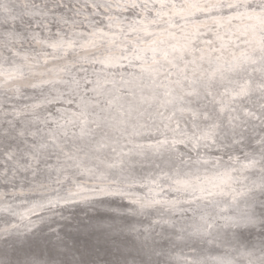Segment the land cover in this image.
I'll list each match as a JSON object with an SVG mask.
<instances>
[{
	"label": "bare ground",
	"instance_id": "bare-ground-1",
	"mask_svg": "<svg viewBox=\"0 0 264 264\" xmlns=\"http://www.w3.org/2000/svg\"><path fill=\"white\" fill-rule=\"evenodd\" d=\"M156 1L158 4L152 0H34L39 10L23 15V22L17 19L5 24L0 14V207L8 210L0 212V264L10 256L6 251L7 235L24 234L46 222L50 225L41 230L49 231L58 224L57 220H74V210L67 214L65 209L79 203L45 206L46 199L56 198L62 202L90 196L88 200L98 204L104 198L92 197L106 191L123 193L146 205H153L157 200L152 209L141 208L140 216L135 213L130 218L122 213L134 211L131 207L111 206L123 215L119 225L112 221L119 218L118 214L94 220L99 221L97 227L108 231L125 227L137 228L139 233L143 228L147 233L153 225L171 222L180 230L173 232V236L180 238L185 226L181 220L197 217L199 213H194L197 208L230 206V190H246L259 184V162L264 151L261 145L264 97L255 89L264 78L260 77L264 76V62L260 59L264 47L261 37L264 19L254 14L259 9L225 10L227 5L244 4L247 0ZM6 2L14 14H21L20 5L24 0ZM191 2L194 9L190 11L185 5ZM200 9L210 13H192ZM13 28L17 33L15 37L9 35ZM203 56H208L205 62ZM238 66L244 67L241 74H229ZM255 67L260 70L259 75L252 80V91L246 97L239 96L231 102L229 94L222 95L218 91L231 89L234 93L241 81L249 79L247 75ZM212 73H215L213 84L205 88ZM219 78L224 79L223 82L215 84ZM89 85H92L93 95L86 93ZM165 87L168 92L162 91ZM124 88L131 89L129 98L122 97ZM205 89L212 91L218 109L224 106L223 115L209 102ZM49 90L55 93L35 96L38 91ZM192 90L195 97H185V92ZM180 98L186 102H180ZM82 114L91 115V121L104 118L110 126L98 128L93 123L89 130H83L89 133L81 138L78 133L82 128H77L74 121L76 115L82 117ZM30 115L43 122V132L36 129L39 126L28 124ZM49 118L53 122H49ZM52 123H56L55 128ZM213 123L219 126L210 132ZM112 124L116 126L111 127ZM155 130L165 138L163 146L153 137L135 136ZM54 143L59 147H53ZM143 143L151 147L146 148ZM60 148L65 153L81 151L73 162L66 160ZM171 148L173 153H170ZM141 153L155 157L165 153L168 165L156 160L150 167L141 165L125 171L126 164L139 161ZM108 154H113L114 159ZM121 158L130 163H121ZM253 160L257 162L255 166L251 164ZM167 172L168 179H162ZM136 183L148 184L155 195L147 191L149 186L140 189L133 185ZM218 187L226 194L213 201L211 195ZM82 188L89 191L79 192ZM69 192L79 193L67 198ZM205 200L212 201L204 203ZM262 200L264 197L255 190V199L250 202L261 204ZM239 203L238 209L244 213L252 204L244 200ZM31 204L34 205L31 207ZM171 206L174 207L171 209ZM207 211L210 215V209ZM260 211L259 207L252 210L257 219L251 225L264 230ZM11 213H15V217L5 223ZM241 213L237 216L228 211L212 212L218 216V221L229 215L239 217ZM170 229L166 230L172 232ZM95 238L99 241L100 246H95L98 250L108 244L113 249L121 246L131 251L129 260L138 255L131 244L133 237L120 242L108 239L104 245L103 237ZM153 239H157L153 242L155 251L151 257L155 262H159V257L176 256L182 264H193L194 261L201 263L205 255L212 256L198 244L202 239H192L196 240L198 248L193 246L176 252L169 244L159 241V237ZM256 239V244L232 241L224 247L236 248L233 254L237 256L245 253L249 258H256L260 255L264 234ZM21 254L26 262L57 264L56 257L46 259L48 254L39 252L37 247L29 254ZM113 255L124 258L119 253ZM102 261L100 264H107Z\"/></svg>",
	"mask_w": 264,
	"mask_h": 264
},
{
	"label": "water",
	"instance_id": "water-1",
	"mask_svg": "<svg viewBox=\"0 0 264 264\" xmlns=\"http://www.w3.org/2000/svg\"><path fill=\"white\" fill-rule=\"evenodd\" d=\"M222 1V0H221ZM233 0H230L229 2H232ZM153 3L158 4V1L156 0H152ZM249 4H253L256 2V0H247L246 1ZM185 2H183L184 4ZM226 4H228V1L225 2ZM193 2H191L189 5H185L187 7L188 10H193L194 6H193ZM161 5V4H160ZM160 5H158L160 7ZM237 5V4H234ZM233 7H229V5L226 6L225 10L228 11ZM133 9V8H132ZM209 9H212L211 7ZM130 9H126V12H129ZM214 11H217V9H215ZM248 11V10H246ZM140 12H138L139 14ZM194 15H201L204 13H210V11L208 10L203 12V9L200 10H196L194 12H192ZM137 14V13H136ZM135 14V15H136ZM155 14V13H154ZM192 15V16H194ZM134 16V15H133ZM144 15H141V17H143ZM130 18L132 16H129ZM135 17V16H134ZM235 18V16L233 17V19ZM236 19H238V17H236ZM22 28V26H20ZM261 34V33H260ZM264 38V35L261 34ZM258 45H256L257 47ZM204 57V58H203ZM201 58H203V61H206V58H208V56H203ZM100 64L102 65H109L105 62H101ZM247 65V63H246ZM230 66V65H229ZM237 66V65H236ZM244 69V67L242 66H238V67H234V69H232L230 71L229 74L232 75L233 74H241V71ZM259 69L257 67H255V69L251 70L247 76L248 77L245 78V80L241 81L237 87L236 91H239V89L241 88V86L245 85L246 83L248 84H252V80L254 79V77H257V75H259ZM133 74V73H131ZM131 74H129L131 76ZM246 77V76H243ZM260 77H264V76H260ZM264 79V78H263ZM224 80V79H223ZM223 80H221L220 78L217 79L216 81H214L215 84H220L221 82H223ZM227 81V80H226ZM89 82V81H88ZM166 82H168V80H166ZM230 82V81H229ZM88 84V83H87ZM213 84V83H212ZM23 87V85H20ZM218 86V85H216ZM215 86V87H216ZM206 90V95H208L209 97V102H211L212 104H214L216 107V103L218 102L217 100L214 101V99L212 98V91H209L207 89ZM52 91V94L55 93V91L53 90H49V91H44V92H37L35 93V96L38 97H47V95H50ZM124 92H122V97L125 98H129L131 95V89H123ZM163 92H168V87H165V89H162ZM222 95H226L229 94V98L231 99V102L237 98H239V96L235 95V92L232 93L231 89L230 90H218ZM90 92L91 95L94 94V91L92 89V85H89L88 87V91ZM108 90H106L103 95L106 96ZM259 92V91H258ZM250 92L247 94L249 95ZM8 95V94H6ZM185 97L189 96H194L195 97V92L194 90L192 91H188L185 92ZM245 96H240L241 98L246 97ZM4 96V94L2 95ZM264 97V96H263ZM109 101V100H108ZM180 102H186L185 99L180 98ZM48 103H52L50 101H48ZM264 105H261V107H263ZM206 107V105H204V108ZM260 107V108H261ZM220 107H217V109ZM58 109L56 108L55 111H57ZM218 114L223 115V112L218 109ZM74 115V113L72 114V116ZM127 115H130L129 113H127ZM17 119V121L19 122V119L17 116H15ZM91 115L87 114H83L82 117L76 115V119L74 122H77L76 127L77 128H82L83 130H89V126L93 125V121H91ZM29 119V125L30 126H39L38 128H36L38 131H42L43 132V126H41L43 124V122H41L39 120L38 117H36L35 115H30L28 116ZM49 122H53V120L51 118L48 119ZM96 121V120H95ZM260 122H262V120H260ZM21 124V122H19ZM52 128L56 127V123H52ZM94 127L92 128V130H94ZM91 130V129H90ZM92 132V131H91ZM89 132H87L88 134ZM87 134H85V132H79L78 135L82 138L85 137ZM91 135V134H89ZM93 136V135H91ZM136 138H144V137H153L156 139V143L163 146L164 144V140L165 138L162 137L163 135L161 133H159L157 130L155 131H150L148 133L143 132L142 135H135ZM94 137V136H93ZM31 138L34 139L31 135ZM90 139V138H89ZM94 139H96V137H94ZM38 142V141H37ZM36 142V144H37ZM145 142V141H144ZM144 144V143H143ZM165 144H168L167 142ZM146 146V148H150L151 145L150 144H144ZM127 146V145H124ZM186 148H188L186 145H184ZM173 153L174 149L171 148ZM127 150H124V152L126 153ZM142 154V153H141ZM139 155V161L137 160L136 162H128L127 160L125 161L124 158H121L123 160H121V163H130V164H126L128 165V168L125 169V171H129L130 167L136 168L139 167L141 165H143V167H150L151 165L154 164V162H156V160L159 161L160 164L163 165H168V155L163 153L160 155L155 156H151L148 153H143L142 155ZM108 157L114 159L113 154H108ZM162 165V166H163ZM159 167V166H158ZM164 167V166H163ZM168 174V172L164 175H162V179L167 180L168 177L166 176ZM207 178V177H206ZM204 178V179H206ZM217 179V178H216ZM121 180V179H118ZM174 183L177 182L176 180L173 181ZM1 184V183H0ZM145 184V183H144ZM136 185V187L143 189L144 186H149L148 184L142 185V184H133ZM177 185V184H176ZM175 185V186H176ZM149 193L152 192V195H155V193L153 192V190L150 189V186L148 187ZM164 189H167V187H164ZM99 190H104V188H100ZM258 190V188L256 189ZM89 191L88 189L82 188L80 189L79 192H87ZM259 191V190H258ZM79 192H69L67 195V198H72L73 195H76ZM168 192V191H167ZM172 193H174L173 190H171ZM220 192V188L218 187V189L216 190V193L214 191L212 196V200L216 201V198H218V196H220V194L218 193ZM148 193V194H149ZM228 195V194H227ZM226 197H229L227 196ZM90 196L84 197V199H80L77 198L75 200H66V201H60V200H56V198L53 199H46L43 202V205L45 206H49V205H62V204H71V203H79L76 204L74 207L72 208H68L65 210L67 214H69L71 210H74V220L71 221H65V220H57L55 223L58 222V224L55 226H53V228L51 230L48 231V229L46 231L41 230V228H44L45 226H49V223H44V224H40L35 226L32 230H28L26 231L24 234H18V233H11L9 235H7V237H5L9 242V245L6 249V251L9 253V258L6 259H2V260H6L4 264H17V263H21V264H26V261L24 260L26 257L23 256V254H21L22 252H25L27 254H29V251H32L34 248H38L39 252H45L48 254V257L46 259H50L51 256H54L57 258V264H63V262L65 260L68 259H72L73 257H75V259L79 260V259H83L85 261H89L91 259H93L95 261V264H100L102 260H105L104 262L107 263L108 261H115L116 259H121L120 256H115L113 255L114 253H119L120 251H123L124 254L127 253L128 249H122V247L120 246L117 249H113L112 247H110V245H106V247H101L102 250H98V248L96 249L95 246H100L99 245V241H96L97 238L95 237H103L100 238V240L102 239L101 243L106 244L108 241V239H114V241H127V239L129 240V238L133 237L134 239L139 237H143V236H148L150 237L151 242H155L157 241L154 240L153 238L155 236L159 237V241H163L166 244H169L168 247L172 250V251H177V250H181V249H187L189 250L190 247H197L198 245H195V241L196 240H192V239H202L199 240L198 244L203 246V249L205 248L206 250L210 251V254L212 256H207L205 255L204 258H202L201 263L199 264H248V261L250 259H254V258H249L247 257V255L245 253H240L238 256L236 254H233L236 248H231V247H224V245L226 243H230L232 241H235V243H239V242H246L248 244H256V241L258 239H256L257 236L264 234V230L262 228L257 229L254 227V225H243L240 227H228L225 226L226 225V220L229 218H234L233 215H229L226 218H224L223 220L218 221V216L212 214L213 211H217V213L222 212L225 213L226 211L228 212H232L234 215H239L242 211L239 210L238 208L240 207V203L241 201H243L244 199L242 197H237L236 200H233L232 195L229 197V202L230 206H226V207H219L217 205H211V207H206V208H197L194 213H199V215L197 217L200 216L199 219H197V217L194 218H190L189 220H181V224H184L185 226H183L184 230L182 231V235H180V238H178V236L174 237L173 236V232H179L180 230H178V225H174L171 222H166L163 223L162 225L157 224L156 226L153 225L152 229H148L149 232L147 231V233H144V229L143 228L142 232L139 233L137 228H119L118 230H113V231H108L107 229H104L103 227H97V224L99 223V221H95V218L101 217V216H105V215H113L116 216L117 214L119 215V218L115 217L114 220H112L114 222V224L119 225V223H121L120 221V217L123 216L121 214L118 213L117 210L114 209V207L111 206H127L128 208L131 207L130 209H133L134 211H125L122 214H125L126 216H128L129 218L132 217L135 213L139 214V216L141 215L142 212H138V210H141V208H146V209H152V206H155L154 204L158 203L157 200H154L155 203L152 204H142L139 203L137 200H132L130 198H127L125 196V194L123 193H107L106 191H104L102 194L94 196L92 198H104L103 200H101V202H99L98 204L94 203L93 200H88ZM155 196H153L154 198ZM198 198V197H197ZM201 198V197H200ZM83 200V201H82ZM212 200H205L204 203L206 201H212ZM55 201V202H53ZM86 201V202H85ZM190 203V202H188ZM213 203V202H212ZM248 203H252L249 205V207L247 208L246 212L251 213L252 210L255 207H259L261 208V204H258L257 202H248ZM238 204V205H237ZM34 204H31L30 206L32 207ZM236 205V206H235ZM174 206H171L170 208L172 209ZM169 208V210H170ZM207 209H210L211 214H208ZM168 210V207H167ZM0 212H8V210L3 209V207H0ZM71 214V213H70ZM244 212L242 211L241 215H243ZM218 215V214H217ZM208 216L211 218H209V220H214L213 218L216 219L215 223L216 225H219L220 227H213L210 231L212 233V235L210 236H201L196 234V228L199 224L202 223L201 217H204L206 219H208ZM13 217H15V213L14 214H10V216L8 217V219H6L4 222H8L9 220H11ZM213 217V218H212ZM144 218L149 219L148 215H144ZM3 224V223H1ZM171 228L170 230H173L172 232L167 231V228ZM169 230V229H168ZM177 230V231H176ZM103 232V233H101ZM103 234V235H102ZM180 234V233H179ZM50 237V238H48ZM48 238V239H47ZM182 238V239H181ZM172 241V242H171ZM186 242L188 243L187 245ZM36 244V247H33L32 245ZM112 245V244H111ZM244 245V244H243ZM185 246V247H184ZM187 246V247H186ZM245 246V245H244ZM228 248L230 249L229 251ZM94 249V250H93ZM119 249V251H118ZM192 249V248H191ZM21 252V253H20ZM232 254V255H231ZM245 254V255H243ZM215 255V256H214ZM15 257H19V260L16 259ZM230 257V258H229ZM160 260H158L159 264H182L180 261L181 259H178L176 256H172V257H159ZM1 261V260H0ZM103 262V261H102ZM192 263V261H189Z\"/></svg>",
	"mask_w": 264,
	"mask_h": 264
},
{
	"label": "snow or ice",
	"instance_id": "snow-or-ice-1",
	"mask_svg": "<svg viewBox=\"0 0 264 264\" xmlns=\"http://www.w3.org/2000/svg\"><path fill=\"white\" fill-rule=\"evenodd\" d=\"M229 7H246V8H253V9H259V12L256 13L254 12L255 15H257L259 18L264 19V0H256L255 3L249 4V3H244V4H237V5H229ZM21 9V14L17 15L12 12V10L8 7V4L6 0H0V14H3V23L7 24L9 21H16L17 19H20L21 22H23V15H29L32 13L33 9H36L37 11L39 10V5H37L34 0H24L23 4L20 5ZM9 35L15 37L17 33L15 32V29H11L9 31ZM260 59L262 62H264V47L261 48L260 51ZM255 62V61H253ZM215 73H212L208 78H207V83L205 84V88H210L212 86V79L214 78ZM255 89L260 92L261 96H264V79H261V81L255 85ZM250 91H252V85L246 83L245 85L241 86L239 91L235 92L236 96H245L247 95ZM109 106L111 105V101L107 102ZM224 110V106H221V111ZM83 115V114H82ZM194 116L197 115L196 113L193 114ZM208 117L205 116V119ZM94 123L97 124V127H108L110 126L108 122L104 119L101 118L99 121H93ZM116 124H112L111 127H115ZM219 125L213 123L210 128V132L217 128ZM83 132V129H82ZM23 134V133H21ZM262 149H264V140L261 141ZM53 147H59V145H56L55 143L53 144ZM100 147H103L101 144ZM81 151V149H77L76 152H72L69 150L68 153H65L63 151V148H60V152L62 155L65 156L66 160L68 161H73L75 162L78 159V153ZM33 157L36 158V154H33ZM257 162L253 160L251 162L252 166H255ZM260 170H261V178L260 182L258 185H253L251 188H247L246 190H230L228 194L232 195L233 200H236L237 197H242L245 201V203H248L250 201H253L255 199V190L258 188L260 194L262 197H264V151L261 153V160H260ZM109 167H112V165H109ZM212 193H209L211 195ZM220 195L226 194L224 189L221 188ZM256 214L255 212L251 213H244L243 215L236 217V218H228L226 220V225L228 227H240L243 225H251L255 224L256 222ZM202 223L199 224L196 228V234L201 235V236H210L212 235L211 229L215 227H220L219 225H216L215 220H209L204 217H201ZM260 222L264 224V200L261 201V211H260ZM132 246L135 248L137 252V256H132V259L129 260L128 256H131L132 253L131 251H128L127 255H124L123 251H120V255L124 256L123 259H116L115 261H108L107 264H158V262H155L151 259L152 255L154 254V248H153V243L150 240V237L148 236H143L142 238L138 239H133L131 241ZM119 251V249H118ZM260 255L254 259H250L248 261V264H264V242H262L261 247H260ZM26 264H38L37 261H28ZM63 264H95V262H89L85 261L83 259H75L73 257L72 259L65 260ZM193 264H199L198 261H194Z\"/></svg>",
	"mask_w": 264,
	"mask_h": 264
}]
</instances>
